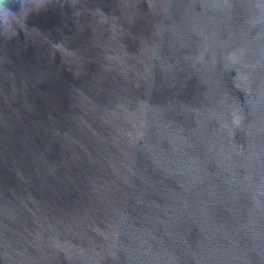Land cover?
<instances>
[{"label": "water", "instance_id": "water-1", "mask_svg": "<svg viewBox=\"0 0 264 264\" xmlns=\"http://www.w3.org/2000/svg\"><path fill=\"white\" fill-rule=\"evenodd\" d=\"M0 264H264V0H9Z\"/></svg>", "mask_w": 264, "mask_h": 264}, {"label": "clouds", "instance_id": "clouds-1", "mask_svg": "<svg viewBox=\"0 0 264 264\" xmlns=\"http://www.w3.org/2000/svg\"><path fill=\"white\" fill-rule=\"evenodd\" d=\"M9 0H0V22L7 23L12 9L8 7Z\"/></svg>", "mask_w": 264, "mask_h": 264}]
</instances>
